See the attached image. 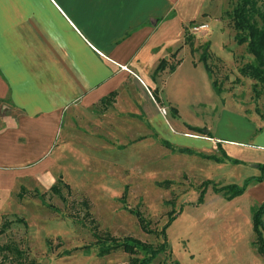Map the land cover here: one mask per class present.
<instances>
[{
    "label": "rangeland",
    "instance_id": "rangeland-1",
    "mask_svg": "<svg viewBox=\"0 0 264 264\" xmlns=\"http://www.w3.org/2000/svg\"><path fill=\"white\" fill-rule=\"evenodd\" d=\"M236 2L209 0L206 13L184 27L185 38H191L192 42V50L189 45L186 48L198 60L206 49L211 79L221 93L223 89L245 109L260 114L264 113V88L239 74L241 67L253 63V58L246 44L239 46L234 40L230 15ZM199 24L208 27L191 34L190 28ZM187 50L180 55L185 62L183 70L165 84L168 94L181 101V118L160 104L167 112L162 129L150 125L140 108L145 107V98H150L148 91L139 85L125 86L120 91L116 109L104 112L97 106L69 112L66 125L62 126L64 151L61 157H56L53 168L56 180L52 186L61 189L63 199L51 191L52 186L43 190L34 188L23 199L17 198L19 205L3 216L0 223V230L6 223L0 234V248H16L20 255L0 251V264L127 263L129 256L121 251L98 257L92 231L108 233L117 239L131 236L154 247L159 245L160 240L154 234L144 233L136 215L129 210L139 211L153 232H159L169 222L170 215L175 218L166 229L170 256L160 254L151 264L172 261L264 264L257 246L251 245L254 241L251 220L231 224L201 219L203 212L197 213L199 185L206 178L220 182L217 185L239 184L246 174L240 169L218 165L204 167L198 159L172 153L162 145L166 140L176 149L188 145L195 152L204 153L203 145L208 137L189 131L183 122L195 128L207 126L213 135L220 132L233 138L231 129L243 118L239 106L230 100L224 108L218 107L216 101L217 110L213 114L215 106L209 104L212 97L200 75L190 70ZM177 61L173 58L170 63L174 65ZM192 98L206 105L191 107L188 102ZM212 150L218 155L216 149ZM82 202H87L90 208L88 218ZM90 219L96 223V230H92Z\"/></svg>",
    "mask_w": 264,
    "mask_h": 264
},
{
    "label": "crops",
    "instance_id": "crops-1",
    "mask_svg": "<svg viewBox=\"0 0 264 264\" xmlns=\"http://www.w3.org/2000/svg\"><path fill=\"white\" fill-rule=\"evenodd\" d=\"M208 1L0 0V223L19 205L21 188L26 192L43 190L55 182L56 157L64 151L62 126L72 111L97 106L104 112L116 109L120 91L139 85L149 93L150 100L145 98V107L140 108L150 125L163 128L167 112L165 116L159 114L160 104L181 118V101L168 94L165 84L183 70L185 62L180 55L188 46L184 27L206 13ZM187 51L190 70L200 75L212 97L209 104L215 106L213 114L217 106L224 108L230 100L243 115L231 129L233 138L220 132L213 135L209 127H202L208 141L203 145L206 152L199 154L222 158L219 147L228 159L216 163L189 157L208 168L240 169L246 174L242 182L227 185L241 186L246 179L259 177L258 165L264 164V113L245 109L223 89L217 95L204 65ZM173 58L179 61L173 72L166 68L154 75L162 60L173 65ZM188 104L206 105L197 98ZM228 125L232 127V123ZM240 147L248 150L243 152ZM178 148L193 150L188 145ZM205 181L220 183L208 178ZM208 187L197 210L203 212L201 219L252 223L253 208L264 203V180L250 182L243 195L232 200ZM254 242L255 235L251 245Z\"/></svg>",
    "mask_w": 264,
    "mask_h": 264
},
{
    "label": "trees",
    "instance_id": "trees-1",
    "mask_svg": "<svg viewBox=\"0 0 264 264\" xmlns=\"http://www.w3.org/2000/svg\"><path fill=\"white\" fill-rule=\"evenodd\" d=\"M233 29L235 31L234 40L237 45L241 46L246 44V49L249 55L253 58V63L249 65H245L240 68L239 74L243 77H248L256 82L257 85L264 88V0H237L235 7L232 10V14L230 15ZM191 38H185V43L191 47L192 50V42ZM208 56L206 53V49L201 54L199 61L204 65V68L211 78V72L209 70V66L207 64ZM179 64V61L176 62L175 65H168L165 60H162L157 66L154 75L160 72H163L166 68H168L169 72H173L176 66ZM212 88L217 95H220L221 90L220 87L216 84L215 81H212ZM113 97V95H112ZM153 97L157 103H159L156 95L153 94ZM189 130L204 134V129L195 128V127H187ZM162 145H164L171 152L184 154L188 156H197L201 159L212 160L216 163H222L224 160L228 159L225 153L219 149L218 151L221 154L222 158H218L216 156H205L199 153L194 152L188 148H174L166 141H162ZM233 164H239L236 160H231ZM258 170L260 171V176L257 178H248L246 179L241 186L238 185H226L222 187H218L214 183L205 181L201 185V192L198 197V204L203 202V196L205 194V189L208 186H212V189L215 193L221 194L226 200H232L236 197L243 195L246 190L248 184L252 181L261 182L264 180V164L258 165ZM164 184H167L164 182ZM66 189L68 187L64 185ZM51 191L57 194L60 198H62L61 189L58 186H52ZM26 191L21 188L18 198L21 200L24 198ZM123 197V196H122ZM43 201V198H41ZM63 199V198H62ZM82 205L85 207L87 218L90 216L87 211L90 209L87 205V202H82ZM130 213H134L138 220V223L144 233L154 234L159 240L160 244L156 247L141 242L140 240L133 238L131 236H127L121 239L114 238L113 236L105 233L101 235L97 233V231H92L93 237L95 239V246L98 249L97 256L105 257L114 252L121 251L129 256V261L127 263L122 264H151L158 255L164 254L170 256V247L167 243L166 238V229L170 226V224L175 220V218L170 215L168 218V223L164 225L159 232H153L148 229V222L145 220L144 216L137 210L131 211ZM264 203L253 208L252 210V226L253 232L255 235L254 246H257V253L262 256L264 259ZM93 224L92 230H96V223L90 219ZM6 224V223H5ZM5 224L3 228L0 230V234L3 232L6 227ZM98 229V228H97ZM0 251L7 252H15L16 255H20L16 248H12L10 246H3L0 248ZM171 264H179L177 261H172Z\"/></svg>",
    "mask_w": 264,
    "mask_h": 264
},
{
    "label": "built area",
    "instance_id": "built-area-1",
    "mask_svg": "<svg viewBox=\"0 0 264 264\" xmlns=\"http://www.w3.org/2000/svg\"><path fill=\"white\" fill-rule=\"evenodd\" d=\"M207 24H199V25H193L191 28H190V33L191 34H196V33H199V32H203L207 29ZM159 112L162 116H165L166 112L164 109H159Z\"/></svg>",
    "mask_w": 264,
    "mask_h": 264
}]
</instances>
